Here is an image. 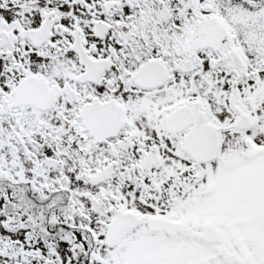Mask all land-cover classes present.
I'll return each mask as SVG.
<instances>
[{
  "label": "snow or ice",
  "instance_id": "1",
  "mask_svg": "<svg viewBox=\"0 0 264 264\" xmlns=\"http://www.w3.org/2000/svg\"><path fill=\"white\" fill-rule=\"evenodd\" d=\"M0 264H264V0H0Z\"/></svg>",
  "mask_w": 264,
  "mask_h": 264
}]
</instances>
